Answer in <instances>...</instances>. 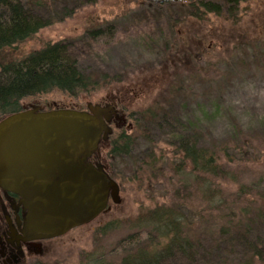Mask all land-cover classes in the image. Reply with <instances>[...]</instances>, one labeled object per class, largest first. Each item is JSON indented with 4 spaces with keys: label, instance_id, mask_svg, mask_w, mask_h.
I'll return each mask as SVG.
<instances>
[{
    "label": "rangeland",
    "instance_id": "374dc122",
    "mask_svg": "<svg viewBox=\"0 0 264 264\" xmlns=\"http://www.w3.org/2000/svg\"><path fill=\"white\" fill-rule=\"evenodd\" d=\"M202 1L220 6L234 1L241 6H221L213 13L187 2L20 0L46 25L2 49L0 63L68 43L70 56L88 82L72 94L52 90L26 97L20 107L84 110L89 103H112L127 114L130 128L112 127L111 137L137 136L140 129L147 134L137 138L130 157L112 164L105 157L108 141L100 146L98 161L106 172L110 163L120 202L110 201L89 224L45 243L44 251L28 264H120L134 249L156 250L159 237L140 228L137 219L156 207L176 206L177 189V201L188 203L192 255L170 251L167 256L163 250L160 264H264V257L253 260L245 248L257 245L264 250V0ZM99 29L106 39L88 34ZM149 108L155 109L156 120L140 117ZM162 115L182 123L198 146L217 151L225 147L232 159L241 154L239 165H228L234 182L228 176L219 184L224 218L218 223L212 221L211 206L202 197L209 196L210 188H198L193 177L172 171V140L165 135L167 127L159 126ZM149 150L162 157L157 165L163 175L155 170L151 182L149 173H133L131 159L143 158Z\"/></svg>",
    "mask_w": 264,
    "mask_h": 264
},
{
    "label": "trees",
    "instance_id": "16d2710c",
    "mask_svg": "<svg viewBox=\"0 0 264 264\" xmlns=\"http://www.w3.org/2000/svg\"><path fill=\"white\" fill-rule=\"evenodd\" d=\"M25 7L20 0H0V51L26 40L46 25V23L34 17ZM205 8L206 10L210 8L213 13H219L220 11L219 7ZM101 32L99 29L88 34L93 39H106L101 37ZM107 32H110V36L112 35L110 27ZM69 50L68 43L58 42L47 45L21 60L0 63V114L7 116L21 111L20 101L29 96L45 94L52 90L70 94L77 89L82 90L88 82L77 67L75 59L70 56ZM155 112V109L149 108L139 115L147 121L156 120ZM159 117V121L162 123L159 126L167 127L165 135L169 137V140H172L173 158L170 162V167H173L172 171H176L179 177L184 178L186 175L193 177V180L198 184V188L203 185L204 189L206 187L210 188L209 196L203 193L202 197L211 206V212L214 216L212 221L218 223L219 220L224 218L222 214L220 215L224 202L218 198L219 184L227 180L228 176L234 182L235 175L232 174L228 165L231 167L236 164L239 165L238 163L242 160L239 161L240 157L238 155L241 156V154H236L237 159L235 157L232 159L229 158V153H227L225 147H221L217 151L198 146L197 138L182 123H178L173 119L169 121V117H166V115ZM138 126L139 123L136 128ZM143 131L140 129V135L137 136L133 133L131 135L123 133L119 136L109 137V150L105 153L106 160L112 164L114 160L125 156L130 157L133 154L132 151L137 138H144L147 135L146 133L144 135ZM148 141L152 142L151 140ZM237 151L239 152V149ZM225 157L230 159V162L227 163L224 160ZM131 159L132 167L136 168V172L133 170V173H149L148 182L156 179L155 170L161 176L163 175L162 170H159V165H157V161H161L162 157L158 159L151 150L143 158L134 156ZM175 165H177L176 169L174 168ZM109 166L110 163L107 172L110 176ZM186 166L189 168L186 169ZM239 190L240 194L244 196L242 187ZM174 196L177 197L175 203H173L176 206L156 207L140 214L141 216L137 219L140 228L147 229L159 237L161 243H156L158 245L157 249L153 251L142 247L134 249V252L122 257L120 264H160L164 258L162 255H167L170 251L177 252L185 257L192 255H190V252L193 245L187 237V231L191 229V218L185 216L189 212L188 203L177 201L181 198L178 189L173 193V200ZM239 198L237 199L239 200ZM262 206L264 208V203H262ZM181 211H183V214ZM198 216L202 215L198 214ZM154 225L159 226L155 228ZM223 230L221 228L220 233L223 234ZM256 246L253 247L252 245V248L245 247L248 253L252 255L251 259L253 260L264 257V250ZM163 250L164 254H162Z\"/></svg>",
    "mask_w": 264,
    "mask_h": 264
},
{
    "label": "water",
    "instance_id": "95a60500",
    "mask_svg": "<svg viewBox=\"0 0 264 264\" xmlns=\"http://www.w3.org/2000/svg\"><path fill=\"white\" fill-rule=\"evenodd\" d=\"M152 4L188 0H145ZM110 104L85 110L38 106L0 121V186L20 197L30 239L64 236L120 202L119 186L90 158L112 134Z\"/></svg>",
    "mask_w": 264,
    "mask_h": 264
},
{
    "label": "flooded vegetation",
    "instance_id": "af4514ba",
    "mask_svg": "<svg viewBox=\"0 0 264 264\" xmlns=\"http://www.w3.org/2000/svg\"><path fill=\"white\" fill-rule=\"evenodd\" d=\"M233 1V0H232ZM190 7H201L205 12V7H221L217 4L207 3L202 0L185 1ZM239 2L224 4L222 7H240ZM160 5V4H159ZM207 12V11H206ZM110 104L112 108L110 113V127L123 129L130 128L128 117L121 109H117L114 104ZM106 105V104H105ZM38 106L41 111H50L60 109L53 106H39L29 104L26 107ZM104 106V105H102ZM6 116L0 114V121ZM112 135V134H111ZM111 137V136H110ZM99 159V152L90 158V161L96 162ZM111 178V177H110ZM27 210L20 202V197L12 192L3 189L0 186V264H28L39 253L44 251V245L53 239L37 240L28 238L25 232V217ZM55 239V238H54Z\"/></svg>",
    "mask_w": 264,
    "mask_h": 264
}]
</instances>
